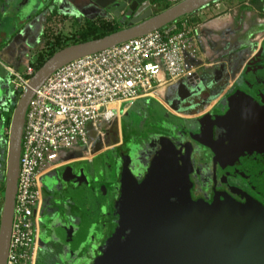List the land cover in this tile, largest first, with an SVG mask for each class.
Listing matches in <instances>:
<instances>
[{"label": "flooded vegetation", "instance_id": "obj_1", "mask_svg": "<svg viewBox=\"0 0 264 264\" xmlns=\"http://www.w3.org/2000/svg\"><path fill=\"white\" fill-rule=\"evenodd\" d=\"M179 1L143 0L121 21L129 1L116 18L112 9L91 0H72L78 22L109 15L123 27L142 5L141 13L151 9L155 14ZM222 1H212L193 14L203 12L204 22L230 14L225 32L231 37L208 33L200 45L202 65L185 84H169L159 97L137 99L123 112L121 136L104 128L89 156L85 147L80 148L65 164L40 177L41 216L34 264H95L118 227L117 204L124 180L133 177L141 183L163 149L188 174L194 200L211 204L231 199L264 209V0H237L234 6ZM42 4L25 0L17 10L13 0H0V25L8 27L0 41V77L5 81L0 83V223L8 119L19 94L5 66L20 68L29 45L41 43L46 30ZM27 7L34 12L30 16ZM230 110L233 118H227ZM113 137L116 143L102 147Z\"/></svg>", "mask_w": 264, "mask_h": 264}, {"label": "water", "instance_id": "obj_2", "mask_svg": "<svg viewBox=\"0 0 264 264\" xmlns=\"http://www.w3.org/2000/svg\"><path fill=\"white\" fill-rule=\"evenodd\" d=\"M91 1L103 9H112L116 18L127 2H131L121 19L124 21L143 0H122L121 5L117 0ZM212 1L215 0H180L155 14L151 9L141 13L142 5L127 26L57 50L28 79L10 124L0 223V264L7 263L25 115L35 90L54 71L72 60L168 26ZM205 25L202 24L201 29H205ZM217 33L223 39H227V35L231 37L228 32ZM1 82H5L2 77ZM180 83L185 84V79ZM2 88L0 85V92ZM233 116L230 110L227 118ZM89 136L94 138L91 132ZM132 178L123 183L117 204L120 218L116 232L95 264H264L263 208L231 199L211 204L194 200L188 174L165 149L141 183Z\"/></svg>", "mask_w": 264, "mask_h": 264}, {"label": "built area", "instance_id": "obj_3", "mask_svg": "<svg viewBox=\"0 0 264 264\" xmlns=\"http://www.w3.org/2000/svg\"><path fill=\"white\" fill-rule=\"evenodd\" d=\"M207 38L196 15L188 14L163 28L74 59L35 90L25 115L6 264L35 262L40 177L60 165L68 152L91 148L103 129L137 99L159 97L167 85L190 76L202 65L200 45ZM5 67L21 94L33 65L26 62L22 73Z\"/></svg>", "mask_w": 264, "mask_h": 264}, {"label": "rangeland", "instance_id": "obj_4", "mask_svg": "<svg viewBox=\"0 0 264 264\" xmlns=\"http://www.w3.org/2000/svg\"><path fill=\"white\" fill-rule=\"evenodd\" d=\"M33 2L36 0H32ZM42 1H46V0H42ZM236 2H238L237 0H224L222 1V3H226L227 5L234 6L236 4ZM28 10H32L31 7H27ZM163 9V7L161 8ZM204 11V10H203ZM203 13V12H202ZM202 13H200L199 15L202 16ZM205 13V12H204ZM37 15V14H36ZM50 20L48 21V25L49 27L45 30V33L40 36L41 37V43L38 44V46L36 45H29V50L26 54L25 57V61L22 64V66L20 68L18 67H14V69L20 73L24 72V69L26 67V63L25 62H34L36 60L37 57H39L41 54H45L46 50L51 49V48H55V47H60L62 45H70V44H74V42L78 39L83 38V34H88L90 30V28L88 27L90 25L91 22L89 21H84V18L81 19L80 22H77L78 25H74V26H70L68 25V23L66 25H63V21H61L59 19V16H57L55 14V10L53 9V12L48 15ZM3 20L2 18L0 19V21ZM5 21V20H4ZM96 23L100 22L99 19H97L96 21H94ZM3 25H0V30L4 28H8L7 26H4V23H2ZM88 27V29H87ZM67 28H69L68 31ZM66 29V30H65ZM90 34H92L90 32ZM249 70L246 71L245 76H247V74ZM13 77V76H12ZM20 97V93H16L15 96V106L16 103L18 101ZM150 98H154V97H150ZM125 105V104H124ZM14 106V108H15ZM14 111V110H13ZM122 115L120 114L118 115L114 121L112 122L111 126L109 127L110 130H114V132L118 131L120 136H121V131H120V126L122 123ZM10 126V125H9ZM7 131H10V127L7 128ZM104 129H103V134H104ZM113 132V131H112ZM117 139L115 137H113L112 139L105 141L104 144L102 145V147L104 148H109L110 146H112V144L116 143ZM100 147V146H99ZM87 149V152L85 153L87 156H89V152L91 148L85 147ZM8 152V147H7V151L6 154ZM86 167H91L90 165L86 164Z\"/></svg>", "mask_w": 264, "mask_h": 264}, {"label": "crops", "instance_id": "obj_5", "mask_svg": "<svg viewBox=\"0 0 264 264\" xmlns=\"http://www.w3.org/2000/svg\"><path fill=\"white\" fill-rule=\"evenodd\" d=\"M42 1V0H41ZM13 2L16 4L17 3V10L25 3V0H13ZM42 5L43 8L41 10H45L43 12V19L45 21L46 24V29L49 27L48 25V21L50 20L49 16L52 12L53 9L55 10V14L57 16H59V19L61 21H63V25H66L68 23V25H72V26H76L78 25V20L76 18V12H75V8L73 6V2L72 0H46L45 2L42 1ZM34 12L31 10L28 12L29 16L32 15ZM202 13V12H200ZM200 13L196 14L197 20H199L201 26L202 24H206L205 29H203V32L207 34V31L209 34L211 35H215V34H219L217 32L221 31V33L225 32V29L228 27L229 24H227L228 22L226 21L227 19L229 20L231 17L230 14H224L221 15V17L218 18V20H214V21H208L206 23H204L203 18L201 15H199ZM106 18H103L104 20H114L113 17L109 16V15H105ZM6 20V18H5ZM93 20H90L89 22H91ZM69 28H67L68 30ZM7 30V28H3L2 30H0V41L2 39V36L4 35V32ZM66 30V29H65ZM70 31V30H68ZM260 36V35H258ZM81 148V147H80ZM80 148H76L70 152L67 153V155L65 156V158L63 159L61 164H65L66 163V158L72 154L74 151H77ZM73 156V155H70ZM38 244V243H37ZM35 263V262H34Z\"/></svg>", "mask_w": 264, "mask_h": 264}, {"label": "trees", "instance_id": "obj_6", "mask_svg": "<svg viewBox=\"0 0 264 264\" xmlns=\"http://www.w3.org/2000/svg\"><path fill=\"white\" fill-rule=\"evenodd\" d=\"M52 1V0H51ZM168 6V5H167ZM169 7V6H168ZM100 22L96 23L94 21H91L90 25L88 26L90 28L91 31H89L88 34H83V38L76 40L74 43H78V42H83V41H87L90 39H94V38H99L102 37L104 35H107L109 33H112L114 31H117L119 29H121L123 26L117 21V20H104V19H99ZM87 27V29H88ZM90 32L92 34H90ZM68 44H64L60 47H55V48H51L46 50L45 54H41L39 57L36 58V60L31 64L34 67V72L50 57L52 56L57 50L67 46ZM33 72V74H34ZM33 74L31 75H27V78H30ZM11 123V116L8 119V125H10Z\"/></svg>", "mask_w": 264, "mask_h": 264}]
</instances>
